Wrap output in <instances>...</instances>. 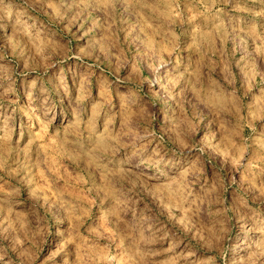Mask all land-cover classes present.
Here are the masks:
<instances>
[{"label":"rangeland","instance_id":"obj_1","mask_svg":"<svg viewBox=\"0 0 264 264\" xmlns=\"http://www.w3.org/2000/svg\"><path fill=\"white\" fill-rule=\"evenodd\" d=\"M0 264H264V0H0Z\"/></svg>","mask_w":264,"mask_h":264}]
</instances>
